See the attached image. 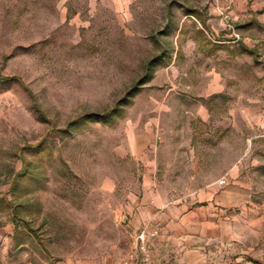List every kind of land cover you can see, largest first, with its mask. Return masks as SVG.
Returning <instances> with one entry per match:
<instances>
[{
  "label": "rangeland",
  "instance_id": "obj_1",
  "mask_svg": "<svg viewBox=\"0 0 264 264\" xmlns=\"http://www.w3.org/2000/svg\"><path fill=\"white\" fill-rule=\"evenodd\" d=\"M59 4L0 0V98L12 102L0 117V264H117L134 242L123 218L198 196L145 194L144 154L176 152L186 166L192 149L210 153L229 107L260 123L248 136L264 135V0H74L63 24ZM147 73L113 123L69 127ZM245 148L241 248L264 264V137Z\"/></svg>",
  "mask_w": 264,
  "mask_h": 264
},
{
  "label": "crops",
  "instance_id": "obj_2",
  "mask_svg": "<svg viewBox=\"0 0 264 264\" xmlns=\"http://www.w3.org/2000/svg\"><path fill=\"white\" fill-rule=\"evenodd\" d=\"M71 1L74 0H58L60 3L58 24L67 21L66 3ZM88 2L93 8L98 6V3L108 2L111 3L109 5L111 9H117L119 0H88ZM75 17L77 16L72 20ZM242 48L245 50L244 47ZM166 110L170 112L171 109L166 108ZM228 115L230 116L228 120L218 123V126H222L223 138H212L210 153L206 155H198L193 149L189 151L183 159L186 166H180L181 156L176 152L154 157L143 155L141 160L148 165V169L145 170L148 174L145 176V194L183 192L198 195L190 197L198 203L196 206L192 205L189 198L182 202H168L159 211L152 207L155 201H151L123 223L133 241L141 231L157 233L154 238L147 239L153 258L171 264H248L245 260L247 252L241 248V236L246 231V223L242 219H245L246 215V194L249 188L246 185L247 175L242 169L244 168L242 162L250 152V149L247 151L245 148L246 143L248 142L252 147L253 140L264 135H247L248 127L254 130L260 123H257L258 125L253 123L244 108L229 107ZM153 130L152 127L148 129L151 137ZM237 134L241 137L244 148L238 157L231 158L227 147L231 145V138H235ZM220 151H222L221 155ZM179 177L205 180L198 182L195 187L190 184L181 186L175 182ZM222 179L225 180L223 185L220 184ZM235 206L238 208V213L232 210Z\"/></svg>",
  "mask_w": 264,
  "mask_h": 264
},
{
  "label": "built area",
  "instance_id": "obj_3",
  "mask_svg": "<svg viewBox=\"0 0 264 264\" xmlns=\"http://www.w3.org/2000/svg\"><path fill=\"white\" fill-rule=\"evenodd\" d=\"M11 105L12 102L10 100H2L0 98V117L6 109L10 108ZM224 183L225 180L222 179L220 184L223 185ZM156 234L157 233L155 231L148 233L146 231H141L136 236L132 246L119 264H171L164 263L160 259L152 257L148 248L147 239L154 238Z\"/></svg>",
  "mask_w": 264,
  "mask_h": 264
},
{
  "label": "trees",
  "instance_id": "obj_4",
  "mask_svg": "<svg viewBox=\"0 0 264 264\" xmlns=\"http://www.w3.org/2000/svg\"><path fill=\"white\" fill-rule=\"evenodd\" d=\"M157 63V59L152 60L151 62L148 63V67L146 70H150L154 66V64ZM151 75L148 73L145 74L136 84H134L125 94V96L118 101L115 106L109 110L108 112L102 114V115H87L80 117L78 120L70 123L69 127H76L79 125H82L87 122H94V123H99V124H111L113 123L116 119H118L122 115V110L123 107L127 106L132 98L138 93L139 89L147 84L150 81ZM15 185V182L11 185L13 187Z\"/></svg>",
  "mask_w": 264,
  "mask_h": 264
},
{
  "label": "water",
  "instance_id": "obj_5",
  "mask_svg": "<svg viewBox=\"0 0 264 264\" xmlns=\"http://www.w3.org/2000/svg\"><path fill=\"white\" fill-rule=\"evenodd\" d=\"M115 219H116V220H118V218H117V217H116ZM125 221H126V219H125V218H123V219H122V222L124 223Z\"/></svg>",
  "mask_w": 264,
  "mask_h": 264
}]
</instances>
